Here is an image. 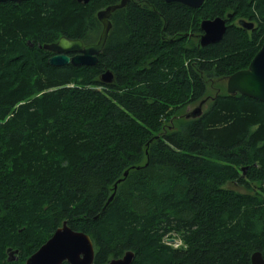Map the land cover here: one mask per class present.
<instances>
[{
    "label": "trees",
    "instance_id": "16d2710c",
    "mask_svg": "<svg viewBox=\"0 0 264 264\" xmlns=\"http://www.w3.org/2000/svg\"><path fill=\"white\" fill-rule=\"evenodd\" d=\"M121 1L0 4V264H26L64 222L90 236L93 264L129 251L133 264H251L264 257V103L224 80L261 50L264 0H129L96 66L49 65L41 46L97 43L98 12ZM229 15L201 47L202 21Z\"/></svg>",
    "mask_w": 264,
    "mask_h": 264
},
{
    "label": "water",
    "instance_id": "95a60500",
    "mask_svg": "<svg viewBox=\"0 0 264 264\" xmlns=\"http://www.w3.org/2000/svg\"><path fill=\"white\" fill-rule=\"evenodd\" d=\"M80 3L88 4L90 0H78ZM167 3H179L193 9H200L206 0H165ZM13 2L21 3L22 0H0V4ZM129 0H122L117 5H112L98 12L97 18L102 24L103 29L97 43L85 45L81 40H71L62 37L57 43L41 46L45 51L53 54L48 60L49 65L61 67L72 65L74 67H93L99 62V55L103 52L110 32L112 30L111 18L114 13L123 9ZM232 19L229 15L227 19L216 18L213 20H204L200 29L202 34L199 37L201 47H207L219 43L227 31V20ZM239 25L246 31L255 29L253 22L240 20ZM30 44V43H29ZM33 47L32 44H30ZM102 84H112L114 75L110 71L104 73L100 79ZM227 93L229 95L240 94L245 97L264 103V43L261 50L257 53L248 69L235 73L225 79ZM206 100L201 102L194 110L188 112L185 116L187 120H196L202 117L203 108ZM245 173V170L243 171ZM129 171L124 174L127 178ZM118 181L114 190L124 181ZM115 197V193L109 199V203ZM106 206V207H107ZM105 207V209H106ZM105 211V210H104ZM8 262L18 261L19 251L9 248ZM135 253L127 252L122 258L111 260L108 264H133ZM95 259V247L90 236L83 232L74 231L67 222H64L55 234L50 238L35 254L29 257L26 264H93ZM251 264H264L262 253L253 254Z\"/></svg>",
    "mask_w": 264,
    "mask_h": 264
},
{
    "label": "rangeland",
    "instance_id": "374dc122",
    "mask_svg": "<svg viewBox=\"0 0 264 264\" xmlns=\"http://www.w3.org/2000/svg\"><path fill=\"white\" fill-rule=\"evenodd\" d=\"M224 84L226 85L225 80H224ZM196 107H197V106H191V107H189V109H188L185 113L187 114L188 112L194 110ZM230 187H231L232 189L237 190V191L244 192V190H243L242 188H240L239 186H237V185H234L233 187L230 186ZM19 232H22V230H20ZM172 240H174V239H172ZM172 240H168V241L166 242V244L173 245L175 248H178V247H180V246L182 245V243H181L179 240H174V241H172ZM7 258H9V255H8V254H7ZM7 261H8V259H7Z\"/></svg>",
    "mask_w": 264,
    "mask_h": 264
}]
</instances>
